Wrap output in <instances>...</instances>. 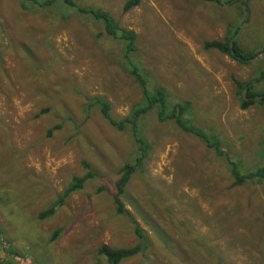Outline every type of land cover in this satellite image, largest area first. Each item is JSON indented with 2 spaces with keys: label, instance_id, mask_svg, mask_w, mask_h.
<instances>
[{
  "label": "rangeland",
  "instance_id": "obj_1",
  "mask_svg": "<svg viewBox=\"0 0 264 264\" xmlns=\"http://www.w3.org/2000/svg\"><path fill=\"white\" fill-rule=\"evenodd\" d=\"M71 1L46 11L0 0V134L12 150L0 155V264H107L94 245H140L112 194L116 172L134 163L144 139L145 171L132 176L125 205L149 246L121 264H264V184L232 187L227 169L228 161L242 174L264 168V101L242 109L246 86L240 91L233 82L263 94L264 79H256L264 58L239 62L203 47L247 17L236 48L262 53L264 0H250L245 17L238 0H139L125 13L128 0ZM88 7L135 33L131 56L147 89L164 88L165 97L153 101L136 130L132 125L133 136L117 132L86 102L103 98L122 119L150 100L122 58L123 42L80 11ZM183 103L186 124L217 139L225 158L199 135L157 120ZM87 174L66 205L38 218L68 181Z\"/></svg>",
  "mask_w": 264,
  "mask_h": 264
},
{
  "label": "trees",
  "instance_id": "obj_2",
  "mask_svg": "<svg viewBox=\"0 0 264 264\" xmlns=\"http://www.w3.org/2000/svg\"><path fill=\"white\" fill-rule=\"evenodd\" d=\"M218 4H221L219 0H215ZM250 0H244V2L240 3L238 2L236 4L239 5L240 15L244 16L246 15L248 2ZM26 4L29 5V2H34L39 5V7H44V9L47 11V9L55 8V6H61L62 8L69 7L68 5H73L74 3L71 0H25ZM139 4V0H128L123 4L122 11L128 12L132 8L136 7ZM30 6V5H29ZM31 7V6H30ZM25 9V7H23ZM82 13H88L92 16L93 20L96 22H99L103 25L105 34L109 36V38L123 42L124 44V52H123V60L127 61L128 68L130 69L131 75L134 76L135 80L138 82L140 88H141V94H145L146 97H150L149 103H143L142 106L138 104L136 107H133L131 110V113L128 117L122 118V119H116L111 115V105L109 102L104 100L100 97H89L87 99L90 108H95L98 113L101 115V117L108 122V124L115 129L117 132H124L127 129H129L132 132L133 136V130L132 125H134V129L136 130L135 123L139 120V118L143 115H145L147 112H149L153 108V101L157 100L161 97H165V91L163 87L156 86V88L149 90L147 89V79L141 75V71L137 63L134 61V59L131 56V53L135 52V33L133 31L125 30L118 26V24L115 22V20L110 16V14L107 11H103L100 8H82L80 9ZM63 18V17H62ZM246 18V17H245ZM247 21V20H246ZM246 23V22H245ZM239 24L235 25L233 27V32L229 33L223 40L220 41H206L203 44L204 49L210 50H218L219 52L230 56L233 59L238 60L239 62H247L242 61L241 59H237L235 55L231 54V49H229V41L233 38L237 30L239 29ZM237 40L234 43L233 51L237 56H240L244 60H249L253 57H255L256 54H243L239 52V50L236 48ZM29 58V57H28ZM264 77V71L259 74V78H257L258 81H261V77ZM233 82L237 85L239 90L241 91L242 88L247 83H241L238 80L233 78ZM158 96V98H156ZM255 96H264L260 93H255L252 91V88L248 90L246 101L241 99V108L246 109L256 103L254 97ZM141 101V100H140ZM261 101H264L261 100ZM187 103H183L179 106L175 105L172 107V109L169 111V113H165V115H158L157 120L160 122L165 121H173L176 123L177 127L184 131L187 134H195L199 135L206 141V146L208 149H212L215 152L216 156H219L220 158L226 157V152H224L221 148H219L216 145L215 141H218L217 139L209 140L208 137L201 132L200 130L194 128L193 126L187 125L186 122L183 119V114L186 112ZM41 112L47 113L48 109L42 110ZM54 129H60V125L54 127L52 130H49L47 132L48 135H51L52 131ZM1 130V128H0ZM194 136V135H193ZM195 137V136H194ZM147 139H144V142L140 143L139 149L135 154V159L133 164H125L123 165L116 174L118 175V179L114 183V192L112 194V201L114 205V209L117 215L123 216L127 218L129 225L132 227V231H134V235L140 238L142 243L140 245H136L132 248H111L108 245L102 244L98 248V254L102 256L107 264H121V261L125 259H129L132 257H135L138 253H143L148 246H149V239H145L142 236L141 232V226L136 221L135 217L129 212V210L126 208L125 200H128V197L126 196V189L129 184V182L132 179V176L137 172H144L145 168L144 165L146 163V159L148 157V151L150 150V145L146 141ZM138 141V140H137ZM202 141V140H201ZM7 150L10 151V156L12 155V150L8 148L5 144L1 141V134H0V155L6 156ZM85 166H87V163H84ZM238 167V166H237ZM236 164L234 162L228 161V172L229 176L232 179L231 186H244L248 180L252 181V184L262 183L264 184V168H257L255 171H252L251 173L242 174L239 170H237ZM91 177V174L84 175L82 177H74L71 181H68L65 184V189L63 192L56 197V201L52 206L48 208L47 211L40 212L38 214L39 219H44L47 215H49L53 209L57 206H59L61 203L65 204V200L75 193L76 191H79L83 188L84 184L86 183L87 179ZM71 182V183H70ZM126 197V198H125ZM134 207V206H133ZM140 219L147 224L150 222H147L144 218L143 214L139 215ZM58 232L55 233V236ZM148 237V236H147ZM166 242V239H165ZM206 246H204L205 248ZM3 264V263H1Z\"/></svg>",
  "mask_w": 264,
  "mask_h": 264
},
{
  "label": "water",
  "instance_id": "obj_3",
  "mask_svg": "<svg viewBox=\"0 0 264 264\" xmlns=\"http://www.w3.org/2000/svg\"><path fill=\"white\" fill-rule=\"evenodd\" d=\"M220 3L222 5H224V6H226V4L224 3V0H220ZM246 20H247V17L245 18V21L240 25L239 29L237 30V32L235 33V35L233 36V38L229 42V48L231 49V54L232 55L235 54L234 51H232L233 46H234V42L238 39V37H239V35H240V33H241L244 25H245ZM262 57H264V51L261 54H259L258 56L254 57L252 59H249L247 61H249V62H255V61H257V59H260ZM246 92H247V88H245L243 90V93H242V95H243L244 98H246L245 97ZM260 99H261V97H255V100H260Z\"/></svg>",
  "mask_w": 264,
  "mask_h": 264
},
{
  "label": "flooded vegetation",
  "instance_id": "obj_4",
  "mask_svg": "<svg viewBox=\"0 0 264 264\" xmlns=\"http://www.w3.org/2000/svg\"><path fill=\"white\" fill-rule=\"evenodd\" d=\"M220 1V0H219ZM224 6V5H223ZM233 51V50H232ZM261 54V53H260ZM235 56H236V58L237 59H241L242 61H247V60H244V59H242L240 56H237L236 54H234ZM259 55V54H258ZM257 56V54L255 55V57ZM254 58V57H253ZM262 58H264V57H262ZM252 59V58H251ZM257 61H258V59H257ZM256 62V61H255ZM260 77H261V75H260ZM264 79V77H261V80H263ZM256 82H258V80L256 79ZM246 88H247V92L246 93H248V90L251 88V86L248 84V85H246ZM255 97H261V99L260 100H263L264 99V96H255ZM255 97H254V99H255ZM244 99H248V98H244Z\"/></svg>",
  "mask_w": 264,
  "mask_h": 264
},
{
  "label": "crops",
  "instance_id": "obj_5",
  "mask_svg": "<svg viewBox=\"0 0 264 264\" xmlns=\"http://www.w3.org/2000/svg\"><path fill=\"white\" fill-rule=\"evenodd\" d=\"M65 205H66V204H65ZM66 235H67V233L65 234V236H66ZM75 236H76V235H75ZM58 237H59V235L57 236V238H58ZM57 238H56V239H57ZM99 244H101V243H99ZM99 244L94 245V251H96L97 248H99V247H98ZM103 244H104V245H107V244H105V243H103ZM101 245H102V244H101ZM99 246H100V245H99ZM116 247H117V246H112L111 248H116ZM97 253H98V252H97ZM98 255H99V254H98ZM99 256H100V255H99ZM101 257H102V256H101Z\"/></svg>",
  "mask_w": 264,
  "mask_h": 264
}]
</instances>
